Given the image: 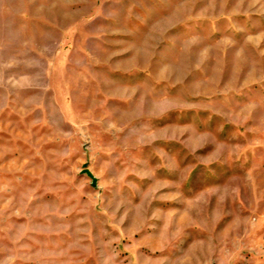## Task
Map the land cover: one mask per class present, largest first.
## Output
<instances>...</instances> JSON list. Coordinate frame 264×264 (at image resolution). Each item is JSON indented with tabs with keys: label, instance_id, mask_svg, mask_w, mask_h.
Returning <instances> with one entry per match:
<instances>
[{
	"label": "rangeland",
	"instance_id": "374dc122",
	"mask_svg": "<svg viewBox=\"0 0 264 264\" xmlns=\"http://www.w3.org/2000/svg\"><path fill=\"white\" fill-rule=\"evenodd\" d=\"M0 264H264V0H0Z\"/></svg>",
	"mask_w": 264,
	"mask_h": 264
},
{
	"label": "water",
	"instance_id": "95a60500",
	"mask_svg": "<svg viewBox=\"0 0 264 264\" xmlns=\"http://www.w3.org/2000/svg\"><path fill=\"white\" fill-rule=\"evenodd\" d=\"M84 172L87 173L89 176L93 177L92 173L88 169H85ZM93 179H94V177H93Z\"/></svg>",
	"mask_w": 264,
	"mask_h": 264
}]
</instances>
